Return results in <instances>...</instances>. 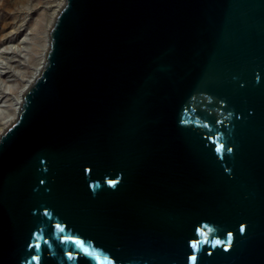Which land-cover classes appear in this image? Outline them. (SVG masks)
I'll list each match as a JSON object with an SVG mask.
<instances>
[{"label":"water","instance_id":"water-1","mask_svg":"<svg viewBox=\"0 0 264 264\" xmlns=\"http://www.w3.org/2000/svg\"><path fill=\"white\" fill-rule=\"evenodd\" d=\"M48 38L0 264H264V0H65Z\"/></svg>","mask_w":264,"mask_h":264},{"label":"rangeland","instance_id":"rangeland-1","mask_svg":"<svg viewBox=\"0 0 264 264\" xmlns=\"http://www.w3.org/2000/svg\"><path fill=\"white\" fill-rule=\"evenodd\" d=\"M60 0H0V129L17 103L15 92L34 72L35 52ZM45 32V33H44Z\"/></svg>","mask_w":264,"mask_h":264},{"label":"bare ground","instance_id":"bare-ground-1","mask_svg":"<svg viewBox=\"0 0 264 264\" xmlns=\"http://www.w3.org/2000/svg\"><path fill=\"white\" fill-rule=\"evenodd\" d=\"M64 1L65 0H60V2L57 4V9L54 10V12L51 14V16L53 17L52 20L46 24L45 30L47 32L46 33L44 32L45 33L44 37H42V39L40 40V44L38 43L36 48H35V52L37 54L40 53L41 57H39L38 61H36V63H35L36 68H35L34 72L32 73V75L30 76V79L15 92V94L17 96V103H16L15 107L13 108V110L9 114H5L3 116L4 126L0 129V134L9 124H11L17 118V115H18V112H19V109H20V106L22 103L23 94H24L25 90L29 87V85L32 83V81L35 79V77L38 75V73H39V71H40V69L44 63L45 52L47 50L48 42H49L48 31H49V29H50V27L54 21L55 15L57 14L58 10L63 5Z\"/></svg>","mask_w":264,"mask_h":264},{"label":"snow or ice","instance_id":"snow-or-ice-1","mask_svg":"<svg viewBox=\"0 0 264 264\" xmlns=\"http://www.w3.org/2000/svg\"><path fill=\"white\" fill-rule=\"evenodd\" d=\"M76 243H81L80 241H76Z\"/></svg>","mask_w":264,"mask_h":264}]
</instances>
